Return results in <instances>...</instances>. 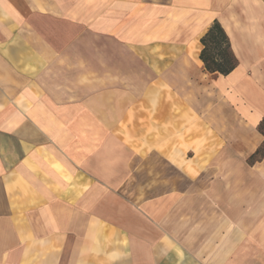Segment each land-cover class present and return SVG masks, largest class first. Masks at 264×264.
Listing matches in <instances>:
<instances>
[{
    "label": "crops",
    "instance_id": "obj_1",
    "mask_svg": "<svg viewBox=\"0 0 264 264\" xmlns=\"http://www.w3.org/2000/svg\"><path fill=\"white\" fill-rule=\"evenodd\" d=\"M147 122L213 131L208 166L135 152ZM262 122L264 0H0V264H264Z\"/></svg>",
    "mask_w": 264,
    "mask_h": 264
},
{
    "label": "rangeland",
    "instance_id": "obj_2",
    "mask_svg": "<svg viewBox=\"0 0 264 264\" xmlns=\"http://www.w3.org/2000/svg\"><path fill=\"white\" fill-rule=\"evenodd\" d=\"M154 100L157 101V99ZM143 125L141 129L122 131L135 152L165 154L171 160L168 163L176 168L178 175L187 174L191 180L196 179L199 172L208 166L213 131L198 129L196 125L194 128L183 131L157 130L148 122ZM170 132L171 135H169ZM157 142L160 143L158 147ZM198 160L200 162H197ZM187 184L189 185L188 182ZM150 190H157V186H153ZM215 214L216 210L209 211V216L214 217Z\"/></svg>",
    "mask_w": 264,
    "mask_h": 264
},
{
    "label": "trees",
    "instance_id": "obj_3",
    "mask_svg": "<svg viewBox=\"0 0 264 264\" xmlns=\"http://www.w3.org/2000/svg\"><path fill=\"white\" fill-rule=\"evenodd\" d=\"M201 43L204 47L201 52V60L207 71L228 75L237 67L238 60L231 51L229 38L217 21L201 39ZM259 130L264 135V122L260 125ZM262 158H264V144L249 159V163L254 164Z\"/></svg>",
    "mask_w": 264,
    "mask_h": 264
}]
</instances>
